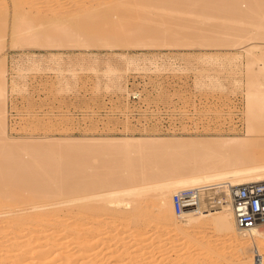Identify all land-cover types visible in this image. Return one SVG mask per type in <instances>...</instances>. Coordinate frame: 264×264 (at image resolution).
<instances>
[{"label": "rangeland", "instance_id": "374dc122", "mask_svg": "<svg viewBox=\"0 0 264 264\" xmlns=\"http://www.w3.org/2000/svg\"><path fill=\"white\" fill-rule=\"evenodd\" d=\"M141 1L0 0V71L6 92L0 142L16 153L53 147L73 156L90 138L182 137L208 144L245 139L247 70L264 62V46L254 51L247 68L244 45L242 51L217 46V34L211 32L222 20L197 27L187 8ZM201 5L209 3L202 0ZM140 24L143 31L135 27ZM130 26L135 31L126 30ZM186 26L187 32L175 39L163 36ZM29 31L38 34L35 40ZM140 42L156 46H131ZM134 88L139 98L129 102L128 91ZM259 131L264 140V128ZM128 186L133 184L120 188ZM94 194L74 193L79 202L66 207L69 222L82 225L80 233H70L83 236L82 249L72 243L65 247L72 264H235V249L247 244L231 243L210 221L173 231L158 218L157 206L142 196V210L132 212V198L120 197L118 206L107 209L97 200L86 204ZM259 252L263 257L264 249Z\"/></svg>", "mask_w": 264, "mask_h": 264}, {"label": "bare ground", "instance_id": "6f19581e", "mask_svg": "<svg viewBox=\"0 0 264 264\" xmlns=\"http://www.w3.org/2000/svg\"><path fill=\"white\" fill-rule=\"evenodd\" d=\"M205 1L209 3L208 7L201 5L202 0H160L158 6L164 4V7L169 8L171 6L169 4H176L183 10L187 8L189 10L187 14L198 20L197 27L205 25L209 20H222L223 23L218 25L220 29L218 30L223 29L222 32H216L218 31L216 29H212L211 32L217 34L216 37L214 36L215 39L217 38L214 39L217 41V46L237 48L244 45V48H247L245 55L249 62L247 68L251 67L250 64L254 63L250 62L254 51H262L264 46V0ZM241 4L247 5L245 11H241L239 7ZM131 26L126 27V30L135 29L133 25L134 29L130 30ZM137 26V29L142 31L146 28L141 24L135 27ZM215 26L217 28V25ZM178 29L164 31V38L175 39L179 34L186 33L189 26L181 31ZM35 35L38 36L33 33L29 37L35 40L36 37H33ZM65 37L67 38L68 35ZM154 45L155 43L152 45L140 42L131 46L136 49L137 46L150 48ZM257 64L256 68L247 70L244 96L249 122L246 128L247 136L240 141L230 139L208 144L205 141L187 142L182 137L90 138L86 140L88 146L83 149L78 148L79 151L82 150L77 153L78 155L68 156L66 153L54 152L53 147L32 154L25 149L26 154L16 153L1 140L0 223L2 221L4 226L0 225V264H72L70 254L65 247L72 243V247L80 246L78 249H82L80 238L83 236L78 238L70 234L79 232L77 229L80 227L82 229V225H78V222H69L71 216L68 211L71 209L66 207L70 203L79 202L72 196L77 192L95 193L84 202L87 204L97 200L101 202L103 209L118 206L120 197L132 198L133 202H130L134 206L132 212L141 211L139 200L142 197L148 198L157 206L158 218L176 232L182 227L194 223L196 225L197 222L210 221L212 227L231 243L247 242L245 246L243 245L244 249L236 246L235 264L253 262L264 264V256H260L259 252L260 249H264V219L250 228L238 227L230 207V195L236 187L264 183V153L262 154L260 150L264 148V140L258 135L259 130L264 128V62ZM5 100V77L0 71V133L2 134L5 127L3 126ZM255 121L258 122L257 125L254 124ZM256 126L258 130L255 129ZM114 168V171H110ZM149 181L152 183L145 185ZM125 184H133V186L121 189L120 187ZM108 186L112 191L106 194L100 193V190ZM190 187L202 191L208 189L203 193L211 195L213 204L208 208V202L202 198L194 208L175 215L171 209V195L180 189ZM25 205L30 206L32 212H27ZM65 209L67 212L59 215V212ZM96 209H99V205L93 208L95 211ZM20 221H24V224ZM6 233L8 235H4ZM160 236L162 237L161 233L157 234V237ZM32 245L34 248L30 249ZM256 246L262 247L257 249ZM24 255L30 258L24 259Z\"/></svg>", "mask_w": 264, "mask_h": 264}, {"label": "built area", "instance_id": "2783aa9c", "mask_svg": "<svg viewBox=\"0 0 264 264\" xmlns=\"http://www.w3.org/2000/svg\"><path fill=\"white\" fill-rule=\"evenodd\" d=\"M139 98V91H128L127 100L134 102ZM204 189L203 191H207ZM196 187L183 188L171 195V209L175 215H180L184 210L194 208L200 199L205 198L210 208L211 195L203 193ZM205 194V195H204ZM204 195V196H203ZM230 207L235 224L241 228H250L264 219V183L248 184L236 187L230 195Z\"/></svg>", "mask_w": 264, "mask_h": 264}]
</instances>
